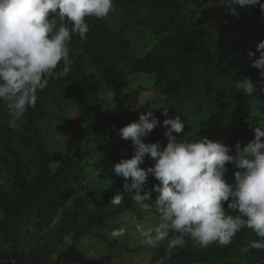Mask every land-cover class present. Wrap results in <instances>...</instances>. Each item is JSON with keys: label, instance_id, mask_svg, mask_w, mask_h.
<instances>
[{"label": "trees", "instance_id": "16d2710c", "mask_svg": "<svg viewBox=\"0 0 264 264\" xmlns=\"http://www.w3.org/2000/svg\"><path fill=\"white\" fill-rule=\"evenodd\" d=\"M201 3L115 0V11L107 18H87L86 41L72 36L74 63L68 75L50 79L37 93L34 108L14 120L0 102V264H91L78 246L82 241L110 249L122 245L101 232L103 226L114 227L106 218L134 203L130 193H123L124 178L111 171L116 163L112 155L127 148V158L133 155L131 141L117 130L138 122L146 110L153 112L163 136V120L179 115L186 123L183 132L173 133L178 139L207 137L233 153L237 142L243 147L253 139L254 128L264 123V104L236 85L245 77L260 85L262 78L247 52L253 51L252 59L259 56L255 44L264 39V12L259 5L236 6L237 18L219 5L220 0H213L221 8L222 19L216 20L206 11L196 16ZM130 31L135 32L133 38ZM86 60L114 89L109 103L103 101L100 107L95 103L98 94L88 87ZM77 94H88L94 103L79 122L69 112ZM216 115L234 119L221 139L205 131ZM46 116L67 129L63 144L54 143L51 130L41 128L39 122ZM166 143L165 137L161 146ZM93 154L95 160L90 161ZM226 167L224 178L232 183L235 169L230 163ZM96 169L98 178L90 180L88 175ZM158 183L150 176L145 190L153 191ZM117 192L124 201L114 208L110 200ZM259 239L246 228L224 247L200 248L189 240L186 247L173 250L166 264H264V250L241 251ZM148 250L151 264L166 256V245Z\"/></svg>", "mask_w": 264, "mask_h": 264}, {"label": "clouds", "instance_id": "9594fccd", "mask_svg": "<svg viewBox=\"0 0 264 264\" xmlns=\"http://www.w3.org/2000/svg\"><path fill=\"white\" fill-rule=\"evenodd\" d=\"M219 5L237 18L236 6L259 5L264 12V0H220ZM115 8V0H0V102L14 120L36 106L37 93L50 79L68 75L74 63L69 44L73 35L87 40V18L105 19ZM255 48L258 58L252 59L251 50L247 57L258 69L262 78L258 83L264 91V39ZM60 64L63 67L57 71ZM236 86L249 96L255 89L247 77ZM157 123L153 112L146 110L139 114L138 122L119 128L118 135L131 141L134 153L111 168L115 176L124 178L123 193L131 194L138 209L158 217L153 226L135 223L138 238L146 246L158 249L166 245V256L156 264H166L173 250L186 247L189 240L200 248L224 247L246 228L260 239L241 251L264 250V123L254 128L253 139L243 147L237 142L234 153L226 144L207 137L178 139L173 133L183 132L186 123L179 115L162 122L165 146L144 143L142 137ZM146 155L154 163L142 168ZM229 163L235 169L232 183L224 178ZM149 174L159 181L152 187L158 193L153 203L146 202L151 200V193L145 190ZM123 193L112 196L113 207L123 204ZM126 231V226L119 227L111 236L120 238Z\"/></svg>", "mask_w": 264, "mask_h": 264}, {"label": "rangeland", "instance_id": "374dc122", "mask_svg": "<svg viewBox=\"0 0 264 264\" xmlns=\"http://www.w3.org/2000/svg\"><path fill=\"white\" fill-rule=\"evenodd\" d=\"M201 11H206L207 15L214 17L216 20L222 19V15L220 13L221 8L220 6L214 4L213 0H202V3L196 10V16L200 17ZM134 33L135 32L130 31V33L128 34H130V36L133 38ZM86 71L89 82V89L92 91L94 90L98 94L99 100L97 99L95 101L97 106L100 107L101 105H103V101L105 103H109L112 98L114 89L104 84L98 78V74L92 69L91 64L88 60H86ZM254 85L255 89L251 96L255 99L256 102L264 104V91L261 90V85ZM142 98V100H146V97ZM93 104L94 103L89 100L88 94H77L74 99V105L70 107L69 112L71 114V117L78 122L81 121V119L85 116V113L91 110L90 107H92ZM39 123L43 130L48 129L45 133H48L49 129L51 130V135L55 141L54 143H64V140L67 136V129L63 127V125L52 122L50 116L44 117ZM233 125V118L216 115L212 117L209 124L205 126V131H207L212 136V138L221 139L230 132ZM161 130L163 129L156 128L155 126L147 136L142 137V141L147 139H154L155 142H160V144H162L165 140V137L163 136ZM48 144H51V141H49ZM52 145V148L55 147L54 144ZM128 154L129 149L127 148L119 154H113L112 158H114L115 162L117 163L121 158H127ZM89 159L90 161L95 160L94 154L91 155ZM57 160L58 161L56 162H59L60 158H58ZM153 163L154 161L152 160V158L147 156L144 160V163L140 166L142 168H147L149 166H152ZM98 171L99 170L96 169L94 172L90 173L88 175V178L90 180H96L98 178ZM150 176L151 174H149L148 179ZM150 193L151 200H149L148 203H153L157 195L154 191H150ZM106 220L114 224V227L109 229L103 226L101 232H104L109 239L120 242L122 243V245L118 248L110 249L108 247H103L100 245L89 246L88 240H84L78 246L83 250L88 262H90L91 264H151L149 261L150 251L148 250V246L143 243L142 238H138V234L135 231V223H143L148 226L155 225L158 222V217L154 212H142L138 209V206L135 205V203H129L128 208L121 211L116 217L106 218ZM125 226L127 227V231L123 237L113 238L111 236V232L113 230ZM67 243L68 241L64 242V244ZM76 264L86 263L84 260H82L78 261Z\"/></svg>", "mask_w": 264, "mask_h": 264}]
</instances>
